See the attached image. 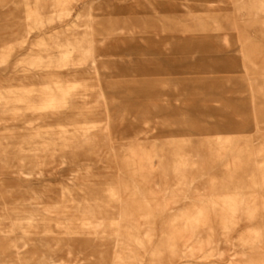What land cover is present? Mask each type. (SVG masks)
Instances as JSON below:
<instances>
[{
    "label": "rangeland",
    "instance_id": "rangeland-1",
    "mask_svg": "<svg viewBox=\"0 0 264 264\" xmlns=\"http://www.w3.org/2000/svg\"><path fill=\"white\" fill-rule=\"evenodd\" d=\"M58 1L0 0V96L53 80L23 72L51 44L47 36L65 42L89 26L95 54L107 61L62 75L82 85L62 117L29 123L31 111L15 98L0 100L4 228L29 209L18 222L31 230L72 231L92 219L38 213L108 207L97 242L78 243L71 264H264V0ZM172 83L179 88L160 91ZM30 187L38 202L21 200ZM236 194L247 203L229 229L210 210L194 235H170L175 216ZM129 227L141 230L142 247L127 249ZM8 244L0 238V264H15ZM35 249L25 264L69 259L65 250Z\"/></svg>",
    "mask_w": 264,
    "mask_h": 264
},
{
    "label": "bare ground",
    "instance_id": "bare-ground-1",
    "mask_svg": "<svg viewBox=\"0 0 264 264\" xmlns=\"http://www.w3.org/2000/svg\"><path fill=\"white\" fill-rule=\"evenodd\" d=\"M64 5L61 0L58 1V6ZM39 7L35 9H31L30 11L33 13L39 12ZM64 10V11H63ZM67 12L66 9H61L60 14L56 18H60L62 13ZM55 19V18H54ZM54 19H49V22H53ZM42 25V23L37 24ZM47 40L51 41V44L45 47L44 53H40L39 49L34 52L33 61L28 63V66L23 70L24 75L28 78L33 77H41L47 78L51 77L53 80L48 84L44 85L42 89L36 91L33 89L27 88V86H23L19 91L14 94L15 90L11 89L7 92L6 95H1L0 100L5 102L2 104L3 106H8L11 100H14L15 103H18L22 106V108L26 110H30L32 113V119L29 120V123L50 119L52 116L62 117L64 114L61 113L60 109L67 107L69 101L71 99L72 93L79 92L78 90L82 86L78 82H72L69 80H62L63 76H76V75H86L90 73L91 70H99L97 67V63H106L107 60H102L105 57L103 54H95V37L92 35L89 26H85V29L78 34H73V37L66 39L65 42H60L56 39H52L51 36L45 37ZM45 38H43L45 40ZM104 40H100L103 42ZM220 43L226 44V41L219 40ZM221 44V45H222ZM118 50V49H117ZM116 50V51H117ZM120 50V49H119ZM128 51V50H126ZM222 58H215L214 63H222ZM82 63H89L85 67L80 68H71L66 73H59L62 71L61 69H65L68 67H76L80 66ZM25 77V78H26ZM173 87L179 88L178 84H173L170 86H165L160 89V91H169L173 90ZM174 88V89H175ZM37 96V97H36ZM80 96V95H79ZM83 96V95H82ZM80 96V97H82ZM19 110V108H18ZM9 111V110H8ZM232 121H229L231 123ZM233 125L238 123H231ZM230 146L229 140H225L222 143L221 147L224 150ZM257 154H264V147L259 149ZM183 164H185L183 162ZM31 173H24L23 177L25 180H28L31 177ZM263 183H264V169L261 174ZM17 179H20L17 177ZM13 186H16L12 180H9ZM7 183V185H11ZM6 186L5 181L0 182V187ZM16 190V188H15ZM110 194L114 197L118 195L116 191L111 190ZM26 192L29 194L28 197H22V201L38 202V196L34 192L33 188H28ZM67 192L71 195V191ZM215 206L212 208L208 207H196L197 212L190 215V213L181 214L179 216H175L173 218L172 229L170 235L175 236V238H186L189 235H194L198 229H203L207 224L209 211H220L221 212V227L229 229V227L235 223L237 218V213L242 210L240 206L243 203H247L244 197H238L236 195L229 196L224 199L212 201ZM28 208V207H26ZM63 208V207H62ZM61 207H43L42 212L40 211L38 214L40 216L47 217L52 212L57 214L56 216H61L65 218L71 219H84L85 221L90 218L91 222H80L78 227L72 229H65V232L61 231H50L46 227L42 226L44 229L36 231L31 230V228H36V225L30 223H22L20 221V214L29 215L31 211L29 209H25V212L15 211L16 219H10L9 225L4 226L3 223L0 222V238L2 240L9 241L7 246V252H12V256L14 257L15 264H25L27 262L29 253H31V248L37 250V252H44L48 250L50 252H58L61 250H65L67 255V260H56L51 259L49 262L43 261L41 264H71L73 261L71 259L75 258V250L78 243H93L97 242L95 239L99 236V229L102 227V221L106 219L110 210L102 207H84L80 208H72V210L68 208ZM61 210V211H60ZM195 208L193 209V211ZM255 208H247L246 214L249 217H254ZM145 214V213H144ZM145 217V215H143ZM20 218V219H18ZM7 219V218H5ZM96 220V221H95ZM176 223V224H175ZM5 225V224H4ZM40 226V225H39ZM117 227V225H115ZM140 226V225H139ZM176 226V228L174 227ZM85 227V228H83ZM88 227V228H87ZM9 229V230H7ZM127 237L130 242L127 245V249H130L131 244H135L133 246L142 247V233L141 230H135L134 228L129 227L127 229ZM105 232V231H104ZM75 233V238H68ZM83 235V237H80ZM91 235V236H90ZM148 238L151 239V235L147 234ZM85 237V238H84ZM72 238V237H70ZM35 244V245H34ZM37 245V246H36ZM10 252V254H11ZM255 264V263H251ZM263 264V263H262Z\"/></svg>",
    "mask_w": 264,
    "mask_h": 264
}]
</instances>
